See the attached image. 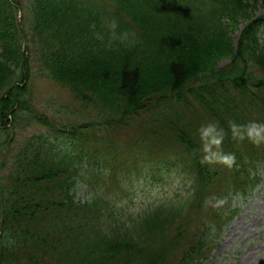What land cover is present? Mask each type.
Masks as SVG:
<instances>
[{
  "label": "trees",
  "instance_id": "16d2710c",
  "mask_svg": "<svg viewBox=\"0 0 264 264\" xmlns=\"http://www.w3.org/2000/svg\"><path fill=\"white\" fill-rule=\"evenodd\" d=\"M33 68L70 91L63 114L34 106ZM252 119L264 0H0V264H207L264 145L229 130L236 164H209L197 130Z\"/></svg>",
  "mask_w": 264,
  "mask_h": 264
},
{
  "label": "rangeland",
  "instance_id": "374dc122",
  "mask_svg": "<svg viewBox=\"0 0 264 264\" xmlns=\"http://www.w3.org/2000/svg\"><path fill=\"white\" fill-rule=\"evenodd\" d=\"M243 25L233 34L235 41L239 38ZM227 61L220 63L226 64ZM36 67V66H35ZM33 68L32 78V102L41 112L59 111L63 114L66 109L60 106H72L73 96L70 91L46 82L36 73ZM29 124L23 131L18 132L15 137V145L27 135L44 130L40 125ZM4 139L5 135H4ZM17 149L15 147L13 151ZM264 172V166L259 170ZM264 177V175H263ZM149 193L139 194L135 199V206L138 207ZM89 196L87 187H81L77 193V199L85 200ZM235 207L240 210L233 215V218L224 226L221 233L216 237L219 244L214 249L207 264H264V180L262 184L247 197L240 200L237 196L233 198Z\"/></svg>",
  "mask_w": 264,
  "mask_h": 264
},
{
  "label": "clouds",
  "instance_id": "9594fccd",
  "mask_svg": "<svg viewBox=\"0 0 264 264\" xmlns=\"http://www.w3.org/2000/svg\"><path fill=\"white\" fill-rule=\"evenodd\" d=\"M118 23L115 19L109 22V28L112 34L118 36L124 42L128 40L129 33L124 31L117 33L115 30ZM134 43L135 41H130ZM231 133V138L237 142L248 140L254 145H264V120L252 119L247 122L240 123L236 120L228 122V129H225L219 121H207L202 123L198 128V136L200 142V151L203 153L202 162L209 164L218 163L228 168H232L236 164L235 152H226L223 145L226 137ZM225 199L211 195L206 198L205 204L212 207H220L225 204Z\"/></svg>",
  "mask_w": 264,
  "mask_h": 264
}]
</instances>
